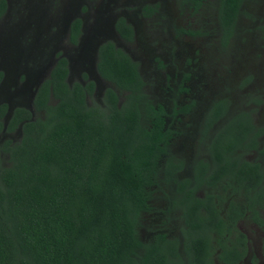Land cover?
I'll list each match as a JSON object with an SVG mask.
<instances>
[{"label": "trees", "instance_id": "1", "mask_svg": "<svg viewBox=\"0 0 264 264\" xmlns=\"http://www.w3.org/2000/svg\"><path fill=\"white\" fill-rule=\"evenodd\" d=\"M190 1L195 11L203 3ZM241 5L242 0L220 1L225 32L234 27ZM5 7L3 1L0 12ZM80 24L79 19L72 24L74 42ZM119 29L132 37L127 26ZM100 50L99 71L115 87L106 89L104 106L89 101L94 82L86 77L85 83L68 82V63L62 58L36 92L37 114L23 107L13 112L9 129L23 123V135L1 146L9 159L0 164V264H216V258L240 264L247 237L236 222L245 215L247 200H230L224 217L213 193L202 199L191 188L180 189L185 216L190 212L183 244L163 233L142 237L144 213L153 209L151 186L172 172L165 163L166 111L144 93L138 65L126 52L113 42ZM228 103L227 98L217 102L206 118L207 126L227 120L211 144L214 176L231 185V173L239 166L236 178L244 185L249 180L247 188L255 194L248 201L263 226L256 206H264V170L244 155L254 149L264 159V127L250 110L232 111Z\"/></svg>", "mask_w": 264, "mask_h": 264}, {"label": "rangeland", "instance_id": "2", "mask_svg": "<svg viewBox=\"0 0 264 264\" xmlns=\"http://www.w3.org/2000/svg\"><path fill=\"white\" fill-rule=\"evenodd\" d=\"M9 1L11 2L9 12L0 16V34L2 35L0 39L11 32L12 36L7 41H11L16 51H20L18 53L20 56L15 61L9 58L10 63L2 68L9 73L2 97L6 98L5 100H12L14 105L22 104L33 109L36 115L33 101L37 86L47 77L58 52H66L72 61L71 83L82 80V75L89 63L91 39L98 36L106 37L105 39L114 37L115 32L110 27L112 12L124 10L125 13H136L139 7L137 3L140 0ZM220 1L206 0L198 11L192 10L189 15L191 27L194 25L199 32L184 36L171 29L163 32L159 25L160 20L165 23L169 18L177 27V18H180L182 24L188 14V9L186 6H181L180 1L172 3L168 0L162 19L161 17L155 19L153 21L155 26L152 27L151 32L148 30L141 37V50L144 48V58L149 60L147 72L156 67V63H153L151 58L158 52L155 47L165 46V44L168 45L174 60L193 57L199 63L191 79L195 94L188 97L195 101L196 112H193L188 122L181 127L183 131L181 142L174 141L177 142L175 149L179 146L175 153L178 157H186L190 154L193 128L200 118V110L203 112L211 104L215 105L220 100L227 98L233 110L246 108V106L254 108L255 119L264 125L263 106H251L253 91L261 90L256 78L264 80V0H242L231 36H227L221 24ZM101 9L104 11L100 18ZM93 11L96 16L91 14ZM77 16H82L86 22L79 43L72 44L68 28L71 20ZM137 24L140 28L145 26L142 20H139ZM140 47L133 45L132 50L136 52ZM2 49L3 46L0 44V50ZM172 58H166L169 65L172 63ZM201 64L205 65L204 69H200ZM152 75L146 74L148 86L154 92V99L160 101L162 97L158 93L161 91V80ZM16 84L18 87H15ZM19 85L24 87L22 91L24 97L20 99L12 96ZM18 135L0 131L1 165L7 164L9 159V155L1 149V143L7 138H18ZM202 192L200 191V194ZM153 197L157 208L144 213L145 220L140 230L143 238L149 237L158 229L176 231L173 224L176 209L171 216L166 213L167 197L159 188H155ZM189 214L190 212H187L185 218H188ZM195 220L196 218L193 217L192 221ZM239 227L247 232L251 243V245L249 243V253L241 264H264L262 229L246 218L239 223ZM215 261L216 264H223L217 258Z\"/></svg>", "mask_w": 264, "mask_h": 264}, {"label": "flooded vegetation", "instance_id": "3", "mask_svg": "<svg viewBox=\"0 0 264 264\" xmlns=\"http://www.w3.org/2000/svg\"><path fill=\"white\" fill-rule=\"evenodd\" d=\"M5 2V10L3 12H0V16H3L9 12V8L11 7V2L9 0H0V4L2 2ZM173 2L180 1L181 6H186L188 9V14L186 15V19L183 20V23L181 24L180 18H177V27L175 24L168 18L165 23H163L160 20L159 25L162 27L163 32H168L170 29L172 31H176L184 36H190L191 34H196L199 31L197 28L192 25L191 27V20L190 16L192 10L195 11L194 8L191 7V1L190 0H171ZM206 0H203L202 5L198 8V10L204 5ZM168 0H140L137 5L139 6L136 10V13L127 12L125 13L123 11H113L111 14L112 22L110 24L111 29L113 28L114 37L105 39L106 37H96L94 39H91L92 47H90L89 52V63L88 66L85 68L86 71H84L82 75V80L84 82V78L86 77L89 81L94 82V92L92 94V97L89 96V101H91V98L97 99V102L103 104V97L105 96V91L107 88L112 87L113 84L105 79L98 67V63L100 61V49L105 44L109 42H113L115 44L116 48L122 49L124 52H126L132 60L138 65L139 73L144 81L143 83V90L144 93L148 95L149 99H152L154 104L157 108L163 107L166 111L165 114H162L163 118L166 120V128L169 129L170 137L167 139V149H168V155H166V164L168 165V168L172 171L169 174L168 180H160L158 184H154L151 186V190L154 194L155 188H159L162 192L166 195L167 200V207L165 209L167 210L166 213H168L170 216L173 213V211L176 209V212H174L173 218L175 220L174 227L176 229L175 232L168 231L166 229H158L155 230L149 237H154L158 233L166 234L172 241H176L177 244H183V241L185 240L184 230H187L188 224L186 222L185 218V212H186V206H184L182 203L185 201H182V193L180 189H193L194 191V197L199 198H207L208 194L213 193L215 196V202L220 208V213L227 217L228 208L230 206L229 201L233 200L235 204H237L239 201L247 200L245 207V215L240 218L236 222V226L240 229L239 223L243 219L251 220L252 223H255L257 226H259L262 229L263 236L261 239V242L263 243V251H264V225L261 226L257 221L254 219V210L251 208L250 199L254 196V190H248L249 180H246L245 185L244 183L240 182L236 177L238 176V167L236 166L234 171H232L231 175L232 178L230 179L231 185L227 182V180H217L216 176H214L216 173L214 171L215 168V162L214 158L211 154V144L214 141L216 135L218 134L220 128L222 125L226 123V121H223L221 119L211 123L209 126H207L206 118L210 112L209 107H213L214 104H211L209 107H207L205 110H200V118L198 122L196 123V126L193 128V142L190 146V154H186V157H178L175 155L177 149H179V146L175 149V145L177 142H174L175 140H178L181 142V136H182V129L181 127L185 122H188V119H190V116L193 112H196L195 101L192 98H188L191 95L194 96L195 91L193 87L191 86V79L194 76V72L197 70L198 60L191 58H185V59H173L172 55L170 53L168 45L165 44V46L160 45L159 47H155V49L158 50L157 53L153 54L151 57L153 59V63H156V67L154 70H151L147 72V62L148 59L144 58V48L141 50V37L143 34H145L146 31L152 30V27L155 26L153 21L158 19V17H163L164 12H166V3ZM170 2V4L172 5ZM220 6V3H219ZM197 10V11H198ZM104 9L100 10V18L101 15H103ZM92 15L96 16V13L93 11L91 13ZM169 14V13H168ZM90 15V14H89ZM91 16V15H90ZM172 16V15H171ZM173 17V16H172ZM171 17V18H172ZM80 20L81 26H80V33L78 36V41L74 42L72 40V24L75 20ZM173 19V18H172ZM139 20H142L145 24L143 28H140V26L137 24ZM174 20V19H173ZM86 20L82 16L74 17L69 25L70 32H69V38L71 40L72 44H78L81 38V35L83 33L84 25ZM127 26L133 31V35L131 38L125 37L122 32L120 31L119 27L121 26ZM233 28L231 27V30L229 32L226 31L227 36H231L233 32ZM11 31V30H10ZM112 31V30H111ZM158 34V33H157ZM2 35L0 34V37ZM12 36V33H8L6 37L3 39H0V44L3 46V49L0 50V113L1 110L5 107V112H3L2 116L0 115V122H2V126L0 125V131H3L6 134H13L16 133L18 135V138H7L2 143L1 146L4 145L7 141L16 142L21 139L23 135L22 130V124L20 123L18 127L15 130L9 129V122L11 120V117L13 116V112L17 107H23L26 109H29L32 114L35 116L33 109L27 108L23 106L22 104L14 105L11 101L3 99V94L5 91L3 90L6 80L8 78V72L3 70L2 68H5L9 62V58H13L15 61L19 58V52L15 50L13 44H11V41L9 38ZM151 36L153 38V35L151 33ZM150 38V37H149ZM151 38V39H152ZM11 40V39H10ZM140 47V49L133 51L132 46ZM142 46V45H141ZM13 47V48H12ZM20 49V48H17ZM23 54V51L21 52ZM12 55V56H11ZM16 57V58H15ZM65 58L68 63V75L67 80L70 84V75L72 72V61L70 57L67 55L66 52L59 51L54 63L49 68V73L47 77L44 78V80L37 86V90L39 87L43 84V82L50 77L51 72L53 68L56 66V64L59 62L60 59ZM166 58H172L171 65L168 64V60ZM22 60V55L20 57ZM9 67V66H8ZM204 69L205 65L201 64L200 69ZM153 74L152 76H155L156 78L161 80L160 83V89L161 91L158 93L162 100L156 101L154 99V92L151 91V89L148 86V78L146 74ZM257 83L261 87V90L253 91V96L251 97V100L255 99H261L262 104H256L254 102H251V106H263L262 110L264 112V83L261 78H256ZM85 83V82H84ZM15 87H18V84L15 85ZM24 90V87H20L16 89L15 93L12 96H16L19 99L24 97L22 91ZM36 90V92H37ZM35 92V95H36ZM34 95V98H35ZM124 97L121 95L119 104L123 101ZM33 107H34V101H33ZM226 108H230L232 111V105L228 103ZM241 109V108H240ZM245 109V108H244ZM247 110H250L253 117L255 114V111H253L254 108L247 107ZM35 110V108H34ZM3 111V110H2ZM253 111V112H252ZM8 117V118H7ZM255 118V117H254ZM256 123H258L260 126H263L259 123L257 119H254ZM207 127V128H206ZM207 129V135L204 134L203 130ZM264 135V134H263ZM261 136V146L264 144V136ZM186 145V144H185ZM185 145H182V147H185ZM2 149V147H1ZM175 149V150H174ZM244 157L249 161H258L262 165V170H264V159L260 155V153L257 150H251L250 152L246 153ZM205 168V178L206 180L202 181L201 179V172L202 169ZM215 177V179H214ZM178 178V179H176ZM182 181V182H181ZM181 182V183H180ZM262 186H264V180L262 181ZM200 191H203L202 194H200ZM186 196V195H185ZM188 200V199H187ZM153 209L157 208V205L154 203V198L151 200ZM264 203V201H263ZM207 206H202L201 212L203 214L209 215L210 211L207 210ZM256 209H258L260 215L264 218V206L259 205V203L256 206ZM163 213V211H162ZM177 215V219H176ZM226 219V218H225ZM228 220V219H226ZM231 220V219H229ZM241 230V229H240ZM243 233H245L247 237V253L245 258L247 257L249 253V236H247V232L241 230ZM251 245V243H250ZM244 258V259H245ZM244 259L240 262V264L244 261Z\"/></svg>", "mask_w": 264, "mask_h": 264}]
</instances>
